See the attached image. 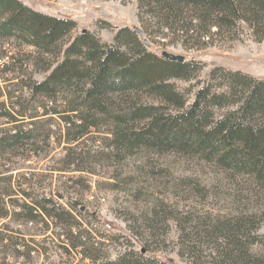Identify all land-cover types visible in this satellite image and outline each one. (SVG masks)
<instances>
[{
  "label": "trees",
  "instance_id": "16d2710c",
  "mask_svg": "<svg viewBox=\"0 0 264 264\" xmlns=\"http://www.w3.org/2000/svg\"><path fill=\"white\" fill-rule=\"evenodd\" d=\"M135 1L142 34L146 16L153 36L172 35L183 47L236 39L243 29L264 41V0ZM140 36L124 25L106 43L72 17L0 0V41L18 51L0 52V264L9 256L57 264L51 256L76 253L82 264H168L133 251L107 258L84 226L99 220L78 198L96 166L138 151L197 156L264 189V79L223 65L202 79L199 59L150 51ZM65 173L72 176L58 186L50 180ZM257 224L240 213L206 226L219 241L218 264H264L250 248L264 241L252 234Z\"/></svg>",
  "mask_w": 264,
  "mask_h": 264
},
{
  "label": "rangeland",
  "instance_id": "374dc122",
  "mask_svg": "<svg viewBox=\"0 0 264 264\" xmlns=\"http://www.w3.org/2000/svg\"><path fill=\"white\" fill-rule=\"evenodd\" d=\"M21 1L41 12L72 17L77 30L87 29L106 43H113L117 27L128 25L143 30L135 0ZM144 20L150 24L149 34L143 32L140 37L147 40L148 44H144L148 49L158 54L167 51L185 59H199L203 64L199 73L202 79L213 65L239 69L264 79V41H255L246 29L236 39L215 36L208 44L183 47L172 35L153 36L150 31L155 30V23L146 16ZM16 47L13 41H0V52L18 53ZM21 49L25 64L32 63L31 47ZM7 60L5 57L4 61ZM43 75L33 73L37 79ZM186 83L177 81L179 86ZM95 170L90 189L83 190L78 198L88 211L98 215L97 223L84 226L91 230L96 247L107 258L133 251L168 264H218L219 241L205 236L204 229L240 213L253 214L258 224L252 234L264 235V189L248 177H233L197 156L138 151L118 162L103 161ZM70 176L71 173L53 174L50 180L58 186ZM73 176L78 177L80 173ZM48 235L54 240L51 233ZM250 248L264 257V241ZM64 258L59 261L57 256H51L50 259L57 264H82L78 253L67 259L69 262ZM6 260V264H25L21 256L18 259L9 256ZM36 260L35 264H48L43 256Z\"/></svg>",
  "mask_w": 264,
  "mask_h": 264
},
{
  "label": "water",
  "instance_id": "95a60500",
  "mask_svg": "<svg viewBox=\"0 0 264 264\" xmlns=\"http://www.w3.org/2000/svg\"><path fill=\"white\" fill-rule=\"evenodd\" d=\"M134 30L139 34L141 35L142 34V30L138 27H134ZM144 43L147 45L148 42L147 40H143ZM162 55L166 56V57H170V58H173V59H176V60H183L184 59V56L182 55H177V54H172V53H169L167 51H162ZM83 208V207H82Z\"/></svg>",
  "mask_w": 264,
  "mask_h": 264
}]
</instances>
